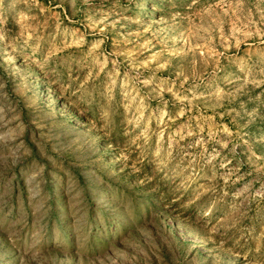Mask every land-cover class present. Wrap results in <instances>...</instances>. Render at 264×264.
<instances>
[{
    "label": "rangeland",
    "instance_id": "374dc122",
    "mask_svg": "<svg viewBox=\"0 0 264 264\" xmlns=\"http://www.w3.org/2000/svg\"><path fill=\"white\" fill-rule=\"evenodd\" d=\"M0 264H264V0H0Z\"/></svg>",
    "mask_w": 264,
    "mask_h": 264
}]
</instances>
